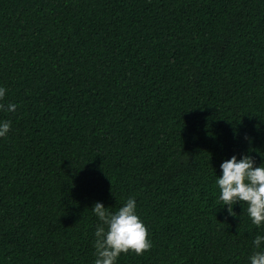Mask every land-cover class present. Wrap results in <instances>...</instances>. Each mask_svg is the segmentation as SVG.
<instances>
[{"label": "trees", "instance_id": "16d2710c", "mask_svg": "<svg viewBox=\"0 0 264 264\" xmlns=\"http://www.w3.org/2000/svg\"><path fill=\"white\" fill-rule=\"evenodd\" d=\"M0 85V264H93L129 196L151 247L117 264H249L215 179L264 160V0H0Z\"/></svg>", "mask_w": 264, "mask_h": 264}, {"label": "clouds", "instance_id": "9594fccd", "mask_svg": "<svg viewBox=\"0 0 264 264\" xmlns=\"http://www.w3.org/2000/svg\"><path fill=\"white\" fill-rule=\"evenodd\" d=\"M6 91L0 85V101L4 100ZM15 109L16 104L8 103L5 106L0 102V110L11 112ZM10 123L0 120V138L7 136ZM220 170L215 184L219 189L221 206H226L230 215H236L233 206L239 202L245 211L246 204L251 223L257 228L264 227V160L257 165L250 154H243L239 158L232 155L221 162ZM91 209L100 221L94 231L93 264H117L122 253L131 251L141 255L151 247L148 229L140 218L135 197L129 196L115 211H109L100 201H96ZM252 245L249 264H264V234L258 232Z\"/></svg>", "mask_w": 264, "mask_h": 264}]
</instances>
